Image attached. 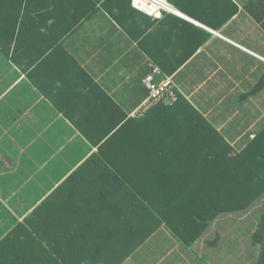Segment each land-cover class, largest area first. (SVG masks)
Here are the masks:
<instances>
[{"label":"crops","instance_id":"obj_1","mask_svg":"<svg viewBox=\"0 0 264 264\" xmlns=\"http://www.w3.org/2000/svg\"><path fill=\"white\" fill-rule=\"evenodd\" d=\"M48 1L0 23V264H211L156 221L152 164L214 154L199 115L235 150L264 127V88L240 102L260 60L236 46L264 58V0H173L179 15L154 17L120 0L121 24L114 0ZM151 67L179 99L137 115Z\"/></svg>","mask_w":264,"mask_h":264},{"label":"trees","instance_id":"obj_2","mask_svg":"<svg viewBox=\"0 0 264 264\" xmlns=\"http://www.w3.org/2000/svg\"><path fill=\"white\" fill-rule=\"evenodd\" d=\"M101 1L109 4L113 0ZM124 1L131 9V0ZM113 2L117 7V10H114L113 18L121 24L124 14L120 8L122 2L120 0ZM168 2L177 7L173 0H168ZM226 2L229 3V0ZM28 4L39 11L46 9L53 2L48 0H0V23L9 24V21L15 23V20L20 16V11L29 6ZM108 12L112 13L109 10ZM82 15L85 16V14ZM83 16H78L74 21H80ZM261 19L264 27V14ZM249 60L252 59H248L250 64ZM182 62L177 63L172 69L175 70ZM259 63L262 66L259 68V72H261L259 80L249 92L240 97V102L242 98L253 96L264 88V63L260 61ZM151 71L152 67L142 79V85L146 92L144 101L148 97V91L143 81L151 74ZM162 75L156 76L155 82H160L163 79ZM172 92L176 97L174 102H166L167 97H163L151 104L147 111L161 107V102H164L169 108L173 107L179 99L174 85ZM222 106L220 105L217 110ZM224 108H226L225 104ZM199 118L205 129L213 131L215 152L208 156H199L191 163L192 167L186 166L190 164L189 162L178 161L173 156H167L166 169H172L168 173H164L166 170L161 169L164 168V163L159 168H155L152 164V176L158 174L165 176V180H167L160 182L159 186L151 187L153 196L158 203H161L156 205L155 212L159 213L162 218L155 216L156 221L164 223L166 228L186 247L202 244L205 248L216 250L220 247V243L210 242L212 235L210 228L218 220L224 219L225 215L226 219H231L232 216L239 217L242 220L237 224L247 225L246 232L241 234L244 230L238 228L239 230H235L233 234L240 233L248 243V247L249 244L253 246L250 250L256 253V264H264V203L256 204L260 200L264 201V127L252 137L250 142L244 145L243 149L235 150L229 142L222 139L221 134L211 122L202 115H199ZM167 153L171 152L167 150ZM167 199L168 204L163 202ZM247 210L245 217L244 214ZM247 219H249V223L244 222ZM202 238L206 239L207 243L202 242ZM234 240H226V251L231 250L232 253L231 245L236 244ZM207 244L212 245L213 248ZM237 251H241V248Z\"/></svg>","mask_w":264,"mask_h":264},{"label":"rangeland","instance_id":"obj_3","mask_svg":"<svg viewBox=\"0 0 264 264\" xmlns=\"http://www.w3.org/2000/svg\"><path fill=\"white\" fill-rule=\"evenodd\" d=\"M242 49V51L240 52H248L251 55H253L254 57L258 58L260 61L264 62V58L260 57L257 54L252 53L251 51L238 46ZM256 52L261 53V51L259 49H255ZM256 55V56H255ZM233 62H239L238 60H234ZM243 75V71H242V67L240 64L236 63L232 70L231 73H229V76L227 78V80L230 83H235L236 86L239 85V80H236L237 76H241ZM248 74H246L245 76H247ZM221 90L218 92L221 94ZM224 97V96H223ZM166 102H173L170 101L168 99H166ZM247 212L244 214V216H247ZM236 217V216H235ZM233 217L231 219H226V215L224 219H220L218 220V222H216V224L214 223L212 228H210V230L212 231V235L210 237V242L215 241L214 243H220V247L216 250L211 249L210 250V255L213 257L214 262H212L211 264H220L219 260L220 258L218 257V255H222L221 256V260L223 263L226 264H256V253L253 252L252 250H250L253 246L251 244H249L248 247V243H246V240H244V238L241 237V234H243L244 232H246L245 230L247 229V225H238L237 223H239L242 219L239 217ZM238 218V219H237ZM253 218H255V216L253 215ZM245 223H249V219H247L246 221H244ZM238 228H241L242 233H237L236 232L233 234V232L235 230H239ZM241 237V238H240ZM232 239L234 241H236L235 245H231V248L233 249L232 253L231 250L230 251H226V240H230L232 241ZM202 242L207 243L204 239L202 238ZM245 241V242H244ZM202 245V244H201ZM207 246H212L210 244H207ZM208 248V247H207ZM213 248V246L211 247ZM241 248V251H237L238 249ZM235 256V258H233ZM240 257V258H239ZM200 260H201V256H200ZM224 260H226V262H224Z\"/></svg>","mask_w":264,"mask_h":264},{"label":"built area","instance_id":"obj_4","mask_svg":"<svg viewBox=\"0 0 264 264\" xmlns=\"http://www.w3.org/2000/svg\"><path fill=\"white\" fill-rule=\"evenodd\" d=\"M131 7L149 17H154L161 12H166L172 15H177L168 0H131ZM162 75L160 69L152 67L151 74L147 76L143 84L148 91V97L137 109V115H142L145 111L150 109L151 104L156 103L163 97L170 101H175L176 97L172 92V79L162 75L163 79L160 82H155V77Z\"/></svg>","mask_w":264,"mask_h":264},{"label":"clouds","instance_id":"obj_5","mask_svg":"<svg viewBox=\"0 0 264 264\" xmlns=\"http://www.w3.org/2000/svg\"><path fill=\"white\" fill-rule=\"evenodd\" d=\"M175 16H177V15H175ZM183 17V16H182ZM188 19V18H187ZM215 34V33H214ZM216 35H218V34H216ZM219 36V35H218ZM236 46H239V45H236ZM159 69V68H158ZM164 75V74H163ZM165 76V75H164ZM168 77V76H167Z\"/></svg>","mask_w":264,"mask_h":264},{"label":"water","instance_id":"obj_6","mask_svg":"<svg viewBox=\"0 0 264 264\" xmlns=\"http://www.w3.org/2000/svg\"><path fill=\"white\" fill-rule=\"evenodd\" d=\"M185 18V17H184ZM187 19V18H186ZM187 20H189V19H187Z\"/></svg>","mask_w":264,"mask_h":264},{"label":"bare ground","instance_id":"obj_7","mask_svg":"<svg viewBox=\"0 0 264 264\" xmlns=\"http://www.w3.org/2000/svg\"><path fill=\"white\" fill-rule=\"evenodd\" d=\"M179 15V13H177Z\"/></svg>","mask_w":264,"mask_h":264}]
</instances>
